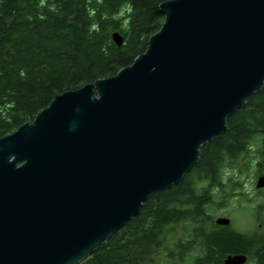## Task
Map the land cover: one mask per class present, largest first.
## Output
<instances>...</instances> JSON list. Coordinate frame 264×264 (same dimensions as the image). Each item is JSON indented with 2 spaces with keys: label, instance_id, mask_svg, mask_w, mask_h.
<instances>
[{
  "label": "water",
  "instance_id": "water-1",
  "mask_svg": "<svg viewBox=\"0 0 264 264\" xmlns=\"http://www.w3.org/2000/svg\"><path fill=\"white\" fill-rule=\"evenodd\" d=\"M160 10L162 28L131 66L55 96L0 139V264L82 262L179 184L264 87V0H170Z\"/></svg>",
  "mask_w": 264,
  "mask_h": 264
},
{
  "label": "trees",
  "instance_id": "trees-1",
  "mask_svg": "<svg viewBox=\"0 0 264 264\" xmlns=\"http://www.w3.org/2000/svg\"><path fill=\"white\" fill-rule=\"evenodd\" d=\"M167 1L0 0V139L33 123L55 96L131 66L162 28ZM246 102L179 184L153 194L77 264H223L231 254L264 264L263 228L242 233L212 215L238 196L246 173L264 175V87Z\"/></svg>",
  "mask_w": 264,
  "mask_h": 264
},
{
  "label": "rangeland",
  "instance_id": "rangeland-1",
  "mask_svg": "<svg viewBox=\"0 0 264 264\" xmlns=\"http://www.w3.org/2000/svg\"><path fill=\"white\" fill-rule=\"evenodd\" d=\"M259 175L252 171L243 177L244 188L237 195H233L225 207L215 210L213 218L226 217L232 220L233 229L242 233H251L261 228L264 229V215L255 216L257 205L262 202V197L256 190V182ZM241 193L244 195H241ZM262 229V230H263Z\"/></svg>",
  "mask_w": 264,
  "mask_h": 264
},
{
  "label": "flooded vegetation",
  "instance_id": "flooded-vegetation-1",
  "mask_svg": "<svg viewBox=\"0 0 264 264\" xmlns=\"http://www.w3.org/2000/svg\"><path fill=\"white\" fill-rule=\"evenodd\" d=\"M259 176H261V175H259ZM259 176H258V177H259ZM258 177H257V178H258ZM255 188H256V186H255ZM257 191L263 192L264 189H257ZM231 221H232V220H231ZM231 226L233 227V222H232V224H231L230 226H227V227H231ZM222 227H224V226H222ZM231 255H232V256H235V255H242V254H234V255L231 254ZM229 256H230V255H229ZM247 263H248V262H247Z\"/></svg>",
  "mask_w": 264,
  "mask_h": 264
}]
</instances>
